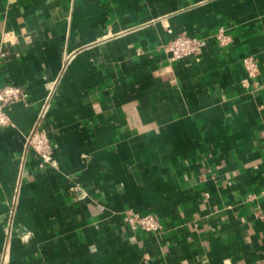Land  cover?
Listing matches in <instances>:
<instances>
[{"label":"crops","instance_id":"crops-1","mask_svg":"<svg viewBox=\"0 0 264 264\" xmlns=\"http://www.w3.org/2000/svg\"><path fill=\"white\" fill-rule=\"evenodd\" d=\"M181 33L199 61L169 58ZM5 86L25 97L0 128V264H264V0H0Z\"/></svg>","mask_w":264,"mask_h":264},{"label":"built area","instance_id":"built-area-1","mask_svg":"<svg viewBox=\"0 0 264 264\" xmlns=\"http://www.w3.org/2000/svg\"><path fill=\"white\" fill-rule=\"evenodd\" d=\"M214 37L220 47H226L231 42V37L226 34L223 28L217 30ZM164 48L169 55V58L173 61L186 58H195L199 61L204 44L197 37L181 33L170 38L164 45ZM243 65L246 71V78L242 80V85L247 88L251 87L253 89H257L259 84L256 79L260 75V66L257 59L253 56H247L243 59ZM24 97L25 93L19 87L5 86L0 89V128L13 126L7 113V107L11 104L22 101ZM52 97L53 96L51 95L48 100L41 105L38 113V123L31 132L27 141L29 150H31L39 160L38 166L40 169H45L49 165L53 164L54 147L52 138L43 127V124L50 113ZM70 191L78 193V199H83L86 196L84 190L78 185L72 186ZM258 195L261 198H264V188L260 190ZM255 197L256 195L254 194L249 195V198ZM125 222L133 230L141 229L146 232H155L161 228L160 223L153 215H142L134 212L133 210L126 212Z\"/></svg>","mask_w":264,"mask_h":264}]
</instances>
